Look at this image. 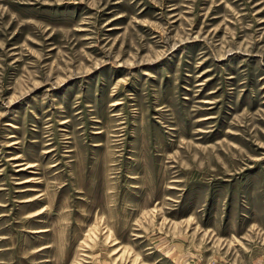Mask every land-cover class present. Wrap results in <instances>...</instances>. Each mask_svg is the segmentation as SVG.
<instances>
[{
    "label": "rangeland",
    "instance_id": "rangeland-1",
    "mask_svg": "<svg viewBox=\"0 0 264 264\" xmlns=\"http://www.w3.org/2000/svg\"><path fill=\"white\" fill-rule=\"evenodd\" d=\"M0 264H264V0H0Z\"/></svg>",
    "mask_w": 264,
    "mask_h": 264
}]
</instances>
